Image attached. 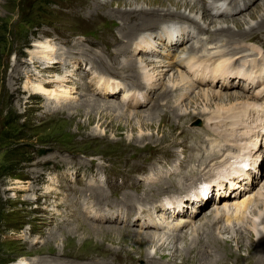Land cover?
Masks as SVG:
<instances>
[{
    "label": "rangeland",
    "instance_id": "rangeland-1",
    "mask_svg": "<svg viewBox=\"0 0 264 264\" xmlns=\"http://www.w3.org/2000/svg\"><path fill=\"white\" fill-rule=\"evenodd\" d=\"M172 1L166 0L165 5H150L143 0H0V264H23L25 260L30 264H55L56 260L52 259L59 252L60 259L68 260L66 264L92 262L83 259L88 250L83 243L87 231L84 226L79 229V225L87 221L93 225L131 229L134 233L155 230L164 233L170 229L145 223H154L161 217L171 218L174 222L191 216L194 221L180 229L183 237L179 238L178 244L182 249L194 245V239L188 244L184 239L193 229H198L195 237H202L203 229L200 228L210 230L202 222L208 221L212 211L223 202L216 196V178L209 177L227 163L221 161L212 168L207 167L221 158L206 156L218 148L217 143L237 145L234 130H252L248 138L239 141L246 143L241 144L242 147L254 143L257 133L263 131L264 105L234 82L225 89L201 85L182 71L180 62L185 60L180 57L185 52L184 47L196 41L187 26L196 29L211 26L212 30L207 29L196 37L202 40L199 46L205 45L212 55L228 52L226 61L232 59V63L237 62L235 64H248L249 61V64H261L259 68L262 69L264 31L255 28L249 33L250 26L264 17V0H238L240 4L236 10L228 1L223 2L229 5V12L215 16L212 21L214 14L210 0H193V3L198 2L193 13L183 5L186 0ZM174 1L180 4L176 5ZM211 1L215 5L221 0ZM130 4L159 10L169 8L175 12L178 9L192 14L195 19L199 15L201 18L189 20L178 14H158L155 16L158 23L152 26L149 15L121 13L119 9L129 8ZM215 25H229L230 32L237 34L238 28H242L245 35L241 40V37H234L239 39L237 43L234 39L228 43L230 34L216 32ZM182 34L185 37L177 42L178 35ZM42 44L51 45L55 55L60 53L64 57L56 59L61 63L56 62L39 72L41 67L34 59L41 55ZM241 46L245 50L240 53L231 50ZM24 61H29L31 66ZM131 63L138 67V77L127 78L124 71L119 70ZM169 63L175 64L170 68ZM25 67L29 73L21 77ZM253 68L258 73L257 67ZM52 74L65 75L69 79L64 84H54L58 85L55 87L60 93L69 88V96L62 100L63 105L33 90L38 79L49 80L53 78ZM181 75L183 81L179 78ZM261 76L264 79V75ZM187 81L194 87L185 93V85L190 84ZM145 85H150L153 90ZM257 87L259 85L251 88L252 92ZM125 97L128 100H123ZM90 99L112 102L115 108H92L87 105ZM249 108L258 112L250 113ZM216 116L218 121L214 119ZM198 119L199 123H195ZM234 119L237 123L247 121L248 129L239 126ZM177 120L179 124L175 125ZM237 147L243 150L239 145ZM245 154L237 159L238 169L243 168L240 160L252 164L248 153ZM263 155L258 157L260 172L254 171L258 177L253 180L252 191L257 195L260 189L264 190ZM204 169L208 171L203 172ZM224 177L227 176L221 174L219 182ZM184 180L186 186H181L180 182ZM194 181L198 183L194 185ZM160 182L168 183L170 188L158 190ZM201 189H210L214 196L197 195L191 203L190 194ZM170 198L178 200L173 212L167 210V206L166 209L159 207ZM263 205L264 199L259 198L255 206L249 208L243 235L246 236L251 227L250 217L264 211ZM180 207L181 211L178 210ZM125 213H129L127 222L131 224L122 222ZM100 217L103 219L98 220ZM259 228L264 231V225ZM228 230L214 229L222 238L228 239L227 243L223 242L226 247L219 249L215 245V253L226 252L223 253L225 264H239L240 260L232 255L236 253L241 255V264H245L242 260L246 258V247L235 240L236 232L232 228ZM94 233L103 235V231ZM255 233L257 237L260 234ZM113 234L114 239L95 237V243L97 240L99 243L91 247L99 246L97 252L104 255L111 252L109 256H98L91 264L102 263L107 259L105 257L112 258V255L117 257L113 264H148L146 254L152 249L153 241H143V245H139L134 243L132 236L122 242L117 237L121 232ZM171 241L176 240L167 239L164 248L153 250V254L158 255L157 261L171 263V251L174 250ZM246 242L250 244V241L242 243ZM64 243L71 244L65 248ZM192 250L187 249L186 257L176 253L174 261L183 264L194 260L188 264H208L199 263ZM67 255L83 257L73 259Z\"/></svg>",
    "mask_w": 264,
    "mask_h": 264
},
{
    "label": "bare ground",
    "instance_id": "bare-ground-1",
    "mask_svg": "<svg viewBox=\"0 0 264 264\" xmlns=\"http://www.w3.org/2000/svg\"><path fill=\"white\" fill-rule=\"evenodd\" d=\"M144 2H147V3H149L150 5H155V4H160V5H165L164 3H166V0H143ZM186 1H188V0H186ZM185 1V3L183 4L186 8H190V13H193L194 12V10L196 9V7L198 6V2L197 1H194V3H193V0H190V2H186ZM221 1H223V2H225L226 3V1H228V3L232 6V5H234V7H236L235 8V10L237 9V6H239V4H240V1H238V0H221ZM221 1H219L220 2V5L221 6H223L222 4H221ZM171 2H173L172 0H171ZM174 2H177V1H174ZM210 2L211 3H213L214 1H211L210 0ZM238 2V3H237ZM180 3H178L177 2V4L176 5H179ZM245 4V3H244ZM215 5H218V4H215ZM121 6V5H120ZM245 6V5H244ZM166 7V6H165ZM216 7H218V6H216ZM233 7V8H234ZM162 8V7H161ZM179 8V7H178ZM213 8V7H212ZM220 9V8H219ZM120 11H121V13H124V14H128V15H131V14H135V13H144V14H146V15H149L150 17H149V19H150V24L153 26V25H156L157 23H158V19H156L155 18V16L156 15H158V14H178V15H181V16H183V17H185V18H187V19H189V20H200V15L199 16H197L196 17V19H195V16H193L192 14H186V13H183L182 11H178V9L176 10V12L175 11H173L172 9H169V8H167V9H162V10H159V9H157V8H145L144 6H141L140 4H138V5H136V6H133L132 4H130V7L129 8H121V9H119ZM204 13V12H203ZM211 13H213L214 15H213V17L211 18V21L214 19V17L215 16H220V15H222L223 13H217V11L215 12V9L213 8L212 10H211ZM225 13V12H224ZM212 15V14H211ZM208 17V16H207ZM214 22H216V21H214ZM199 23H200V21H199ZM217 24V23H216ZM262 24H264V17L260 20V22L259 23H256V25H251L250 26V33L249 34H251L252 32H253V30L255 29V28H258V30L260 29V31H264V26H262ZM187 28H189V30H191L192 32V34H194V36L193 37H195L196 38V41H193V43H191V45L189 46V47H184V51L185 52H183V54L181 55V57H180V59L181 60H186V59H189V58H193L194 60H196V61H201V62H203V61H207V60H210V61H219L220 63L223 61H225L226 59H224V58H226V57H228L229 56V54H228V52H225V53H221V54H219V55H212L210 52H207L206 51V47H205V45H201V46H199V43H201L202 42V40H198L199 39V37H196V36H200L202 33H205L204 31L205 30H207V29H211L212 30V28H211V26L210 25H205V26H202V28H200V29H196V28H191V27H189V26H187ZM216 32H218V31H224L225 32V34L227 33V35L228 34H230V36L228 35V37H229V40L227 39V37H224V38H226L227 39V41H228V43L229 42H231V39L233 40L234 39V41L236 42H238V38H234V37H241V36H244L245 35V32H243V31H245V30H241L242 28H238V29H240V31L238 32V34L237 33H234V32H230L231 30H232V28L228 25V26H224V25H215V27L213 28ZM231 29V30H230ZM257 30V31H258ZM220 33H223V32H220ZM254 34V33H253ZM251 36V35H250ZM185 37V34H182L180 37H179V35H178V40H177V42H179V41H181L182 40V38H184ZM211 37L212 36H210L209 38L211 39ZM254 37H255V34H254ZM253 37V38H254ZM247 38H248V36H247ZM246 38V39H247ZM170 39V38H169ZM168 39V40H169ZM208 39V38H207ZM238 39V40H237ZM242 39V37L240 38V40ZM130 42H133L134 41V38L133 39H130L129 40ZM169 42H170V40H169ZM236 42V43H237ZM159 44H161L160 42H158ZM171 43H172V41H171ZM42 49L43 50H41V55L40 56H37L35 59H34V62L35 63H37V66L38 67H41V69H39V72H41V70H45V69H47V68H50V67H52V64H54V63H56V62H60V61H57L56 59L58 58V59H62L63 57H64V55L63 54H60V53H58V56L57 55H55V50H54V47H52L51 45L49 46V45H47V44H42ZM263 49H264V47H263ZM231 50H234L235 52H237V51H239L238 53H240V52H242L243 50H245L244 49V47H234V48H231ZM123 51H125V48H123ZM39 57H41V58H44V60H41ZM246 58V57H245ZM25 62V64L28 66V65H30L31 66V63L29 62V61H24ZM29 62V63H28ZM33 62V63H34ZM185 61H183V62H180L181 64V68L183 67V63H184ZM254 62V61H253ZM61 63V62H60ZM234 63H236V61L234 62L233 61V63H232V70L230 69V71H234V73H236L237 72V69H234ZM172 64H175V63H169L168 65L170 66V68H172ZM225 65L226 64H224V66H223V74H224V68H225ZM249 65V64H248ZM57 66H60V65H57ZM113 66V65H112ZM147 66V65H146ZM140 67V66H139ZM142 68V67H141ZM147 68V67H146ZM31 69V68H30ZM35 69V68H34ZM234 69V70H233ZM119 70H121V71H124V72H122V73H125L126 74V76H127V78H129V77H138V74H139V71H138V67L137 66H135L133 63H131V64H128V65H123ZM255 70V69H254ZM182 71H184L183 70V68H182ZM260 71H262V75H264V68H262V69H260ZM37 72V71H36ZM185 72V71H184ZM28 73H29V71L28 70H26V67H25V70H24V72L20 75L21 77H23V76H25L26 77V75H28ZM186 73V72H185ZM258 73H259V71H258ZM143 74L144 75H147L146 74V72H143ZM187 74V73H186ZM40 74L37 72V76H39ZM53 75V78H50L49 80H47L48 78H42V79H40V81H39V79H38V81L37 82H35V84L33 85V90L35 91V93H37V94H41V95H46V98H48V100L49 99H51L50 97H52L53 99H55V100H57V104H59L58 102H60V105H63V104H65V103H63L64 101H62V100H65V98H67V96H69V93H68V91H69V88L67 89V91H64L63 90V92L62 93H60L59 92V90H58V88L57 87H55V86H58V85H54L55 83H60V84H64L65 82H67V81H69V79H67L66 77H65V75H54V74H52ZM188 75V74H187ZM254 75V74H253ZM159 76V75H158ZM185 76V75H184ZM255 76V75H254ZM39 78V77H38ZM179 78H181V81H183V76L181 75V76H179ZM35 80H37V79H35ZM158 80V79H157ZM236 80H238V81H236ZM239 80L240 79H235V78H230V80H229V84L228 85H222V87H223V89H225V88H227V86H232V83L234 82L235 84H237V87H240L241 89H244L243 88V85L241 86V83L239 82ZM181 81H179V82H181ZM260 86H259V88H261V87H264V79L262 78V76L260 75ZM49 82H52L51 84H49ZM186 81H184V83H185ZM188 82H190V81H187V83ZM193 82H195L196 83V81H194L193 80ZM34 83V82H33ZM183 83V82H182ZM181 83V84H182ZM186 83V84H187ZM253 84H254V82H252ZM52 85V86H51ZM201 85H204V84H201ZM32 86V85H31ZM145 86H147V88L148 89H151V91L153 90L152 89V87L149 85H145ZM144 86V87H145ZM185 87H186V92L185 93H187V90L189 91V90H193V87H194V85L193 84H191V82H190V84L188 85V86H186L185 85ZM234 87V86H233ZM251 87V86H250ZM250 87H248V88H245L244 90H249L250 89ZM171 88H174V86H171ZM222 89V90H223ZM100 90H102V89H100ZM110 91V90H109ZM167 91L168 90H166L165 92H164V94L165 93H167ZM171 91H173V90H171ZM182 91V90H181ZM185 91V90H184ZM183 91V92H184ZM170 92V91H169ZM205 92V91H204ZM217 92H218V90H217ZM222 93V92H221ZM161 94V93H160ZM214 94H215V92H214ZM61 95V97H59ZM162 95V94H161ZM181 95V94H180ZM205 95V94H204ZM217 95V94H216ZM221 95V94H220ZM252 96L254 95V97H256L255 96V94L254 93H252L251 94ZM163 96V95H162ZM199 96H200V94H199ZM202 96V95H201ZM218 96V95H217ZM180 97H182V96H180ZM179 97V98H180ZM203 97V96H202ZM205 97V96H204ZM207 98L209 97L208 95L206 96ZM206 98V99H207ZM127 99V97H125L123 100H126ZM256 99H258V97H256ZM128 100V99H127ZM259 100V99H258ZM88 101V104L87 105H89L90 107H92V108H110V109H114L115 108V104L113 105V103L112 102H104V103H102L103 101H100V100H87ZM249 101V100H248ZM260 101V103H262L263 105H264V102H262L261 100H259ZM170 103V102H169ZM140 104V103H139ZM136 105H138V104H136ZM251 106V105H250ZM252 107V106H251ZM254 107V106H253ZM117 109H119V108H117ZM254 109H255V107H254ZM254 109H250L249 108V110H250V113L253 111V113L255 112V111H257V110H254ZM237 110V109H236ZM122 111V110H121ZM125 111V110H124ZM244 111H245V109H244ZM247 111V110H246ZM262 111H264V108H263V110ZM127 112V111H126ZM154 112V111H153ZM241 112V111H240ZM240 112H238V113H240ZM258 112V111H257ZM152 113V112H151ZM236 113V112H235ZM123 114H124V112H123ZM131 114H132V112H131ZM233 114V113H232ZM219 115V114H218ZM241 115V114H240ZM243 115V114H242ZM229 116V115H228ZM235 116V115H234ZM169 117V116H168ZM232 117V116H231ZM236 117H237V115H236ZM243 117V116H242ZM244 117H246V116H244ZM209 118V117H208ZM238 118V117H237ZM241 117H239V119H240ZM215 120H217V116H216V118H214ZM245 119V118H244ZM248 119V118H247ZM251 119V118H250ZM241 120V119H240ZM243 120V119H242ZM246 120V119H245ZM218 121V120H217ZM234 121H235V119H234ZM226 122V121H225ZM225 122L224 123H222V124H225ZM233 122V121H232ZM245 122H247V121H245ZM245 122H243V121H238V123L235 121V123H237L239 126H242L243 128H245V129H248V125H246V124H249V123H245ZM259 122H260V120H259ZM263 122H264V119H263ZM218 123V122H217ZM220 123H221V121H220ZM177 124H179V120H177L176 121V124L175 125H177ZM222 124H220V125H222ZM213 125V124H212ZM220 125H218V126H220ZM230 125H231V123H230ZM223 126H225V125H223ZM232 126V125H231ZM247 126V127H246ZM241 127V128H242ZM236 128V127H235ZM222 129H223V127H222ZM252 129V128H251ZM263 129H264V127H263ZM224 130V129H223ZM214 131H215V129H214ZM222 132V131H221ZM252 132V130H248V131H245V132H240L239 130H234L233 131V134H235V141H238V144L236 145V144H232V145H230L228 142H224V144H221L220 145V143H217L218 145V148L217 149H214L213 150V153H211V155H207L206 157H210V159L211 158H213L214 159V157L216 158V159H219V158H221V160H217L216 162H214V163H212V164H210V165H208L207 167H210L211 166V168L214 166V165H216V164H218L219 162H221V161H223V162H225V163H227V165H225L224 166V168L223 169H220L218 172H216L213 176H211V177H209V179L211 178L212 180H213V178L215 179L216 178V180H215V182L216 183H214V186H216L215 188H217L218 190H219V192L216 190V196L218 197L219 196V198H220V200H222V202H223V204H220V206H218V208L216 207L213 211H212V213H211V215H210V217L209 218H207L208 219V221L206 220L205 221V223L204 222H202L201 224L204 226V224L206 225L207 224V226L209 227V231H205V229H204V227L203 228H200V230L201 229H203V233H202V237L204 238H202V237H195V235H196V232L198 231V229H193L190 233H189V236L188 235H185V237H184V239L186 238V243L188 244V242L191 240V239H194L193 241H194V245H192V246H188V245H186L185 247H187V248H184L183 247V249H182V246H180L179 244H178V240H179V238H182L183 236L180 234V229H182V228H184V226H186V224L188 223V222H191L192 223V221H194L192 218H191V216L189 217L188 216V218L186 217L185 219H177V220H174V222L173 221H171V220H173V219H169V218H165V217H161V218H157V221L156 222H154V223H152L151 221H149L148 223H145L146 225H148V226H154V227H162V228H169L170 229V231H167V232H164V233H162V232H155V231H148V232H138V233H134V232H132L131 231V229H125V228H122V227H117V226H99V225H93V223H88V221L87 222H85V223H82V224H80L79 226V229L82 227V226H84L83 227V229H86V230H84V231H87V232H85L86 233V235H85V239H84V241H83V243H84V245L86 246V248H85V250L86 249H88V250H86L87 251V255H83V256H75V255H73V256H71V255H67V256H69V257H71V258H73V259H75V258H79V257H83V259L85 258H87V259H89V260H93L94 262L96 261V259L98 258V256H109V253L111 252H109L108 253V255L107 254H105L104 255V253L103 252H101V253H103V254H101L100 252H97V250H96V247H99V246H95V248H93V247H91V246H94L93 244H98L99 243V241L97 240V243H95V237H98V238H105L106 236L108 237V239L109 238H111V239H114L115 237V235L113 234V233H118V232H121L122 234L121 235H119V236H117L118 238H121L122 239V242H123V240H128V238L129 237H131V238H133V240L135 241L134 243H136V244H141V245H143L142 244V242L143 241H147V240H149V241H153L152 242V249L150 250V249H147V250H150L149 252H147V254H146V259H147V261H148V264H151V263H158V264H177V263H180V262H177V261H174V259H175V257L176 256H174V255H177L176 253H180L182 256H185L186 255V252H187V249L188 248H190V249H194V250H192V252L193 253H195V255H196V260L200 263L201 261H203L204 263H208V264H225V261H224V257H223V253H226V252H223L222 250H220L221 252H217L218 254H216L215 252L217 251V248H216V246L215 245H218L219 246V249H220V247H224L225 245H223V242L224 243H227L228 242V239H226V238H222V236H220V234L219 233H217L216 231H214V229H217V228H223V229H225V230H228L229 228L231 229L232 228V231H234V232H236L235 234H234V238H235V240H237V242H238V244H240V246H242V245H244L245 247H246V254H245V260H242V261H245L244 263L245 264H264V231H262V229H260L259 228V226H262V225H264V211L263 210H261V211H258L257 213H255L252 217H250L251 218V227H249V231H248V233H247V235L245 236V235H243V232H244V221L246 220V218H248L249 219V215L250 214H248V213H250L249 212V208L252 206V205H254L255 206V204H256V202H257V199H259V198H263L264 199V190L263 191H261V189H260V191H258V195H257V193H256V191H252V185L254 184V181L253 180H255V178L258 176V174L257 173H255L256 171H259L260 172V170L258 169V157H260L261 155H263L264 154V149H263V141H262V132H258L257 133V135H256V137H255V140L257 141H255L254 143H251L250 144V146L248 147V146H245V147H242L241 146V144L239 143V141H241V140H243V139H246V138H248V135L250 134ZM215 133L216 134H218L217 133V131H215ZM220 134V133H219ZM222 134V133H221ZM220 136V135H219ZM222 136V135H221ZM227 138V137H226ZM218 140V139H217ZM230 140H232V139H230ZM215 142H216V140H214ZM221 142V141H220ZM230 142V141H229ZM223 143V142H222ZM213 145H216V144H213ZM240 146V147H242V149L243 150H241V151H239V148L237 147V146ZM216 147V146H215ZM168 153H170V152H168ZM245 153H248L247 155L250 157V160H252V164L251 165H249L248 164V161L247 160H240V165H241V167H243V168H240V169H238L237 167H236V165H238V158H240V157H242V156H244V155H246ZM166 154V153H165ZM254 154H256V155H254ZM168 155V154H167ZM196 156V155H195ZM264 156V155H263ZM245 158V157H244ZM205 161V160H204ZM202 162V161H201ZM211 162V161H210ZM205 163V162H204ZM199 164V163H198ZM206 164V163H205ZM236 164V165H235ZM203 166V164H200V166ZM249 165V166H248ZM195 167V166H194ZM252 167V168H251ZM201 168V167H200ZM203 168V167H202ZM211 168H209V169H211ZM253 168L255 169L254 171H253ZM208 170L207 169H204V171L203 172H207ZM258 172V173H259ZM195 173V172H194ZM221 174H223V176H227L226 177V179H225V177H224V180H222V181H220L219 182V180H218V177L221 175ZM243 174H247L248 176H250V178H251V183H248V182H246V181H243L244 180V177H242L241 175H243ZM202 175H204V173L202 174ZM185 176H186V174H185ZM40 179V178H39ZM188 180V179H187ZM203 180V179H202ZM205 180V179H204ZM228 182H229V185H228ZM175 183V182H174ZM178 183V182H177ZM198 182L197 181H194L193 182V184L195 185V184H197ZM180 184H181V186H186L185 185V180L183 181V182H180ZM151 185V184H150ZM157 185V184H156ZM165 185H167V186H165ZM230 185H237V189H238V187L239 188H242V190L243 191H240V189H238L240 192H238V193H235V194H232L234 191H235V189H231L230 188ZM248 187H247V186ZM244 186H246V187H244ZM220 187H223V191H220ZM236 186H234L233 188H235ZM263 187V186H262ZM261 187V188H262ZM96 188H98V187H96ZM151 188V187H150ZM157 188H158V190L159 189H165V190H168V188H170V186L168 185V183H164V182H160L158 185H157ZM90 189L92 190V187H90ZM187 189V188H186ZM224 189H225V191H224ZM98 190H99V193H103V191H102V189H100V188H98ZM171 190V189H170ZM221 190H222V188H221ZM93 191V190H92ZM96 191H97V189H96ZM145 191V190H144ZM149 191V190H148ZM161 191V190H160ZM153 193V192H152ZM98 194V193H97ZM104 194V193H103ZM102 194V195H103ZM163 194V193H162ZM204 194V195H203ZM212 194H213V196H214V193H211L210 192V189L208 190V189H201L200 191H198V192H194V193H192V194H190V198H189V201L191 202H195V200L193 199V197L195 196H197V195H201L203 198H206L207 196H209V197H212ZM102 195H101V197H102ZM245 195H247V197L248 198H243V196H245ZM251 195H253V200L251 201L250 200V197H251ZM149 196V195H148ZM225 196H227V198L225 197ZM152 197H154L153 195H152ZM128 198H129V196H128ZM202 198V199H203ZM136 199V198H135ZM131 200V199H130ZM219 200V199H218ZM198 201H200V200H198ZM208 201V200H207ZM255 201V202H254ZM191 202V203H192ZM252 202H254L255 204H253ZM109 203V202H108ZM178 203V200H177V198H170L169 200H167V202L165 203V204H163V203H161V205H159V207L160 208H165L166 209V206H167V210H171V212H173L174 211V209L175 208H177V207H175V205ZM251 203V204H250ZM182 204H184V205H186L187 203H185V202H182ZM250 204V205H249ZM179 205V204H178ZM188 205V204H187ZM186 205V206H187ZM203 205L204 204H202V207H203ZM207 205V204H206ZM202 207H200V208H198V211L202 208ZM253 207V206H252ZM105 208V207H104ZM262 208H264V205H263V207ZM106 209V208H105ZM107 210V209H106ZM179 211H181V207L178 209ZM263 215V217H262V219H260V217ZM130 217V215H129V213H125L124 215H123V220H122V222L124 221L125 222V224H129L130 222H127V219ZM139 218H141L140 216H139ZM100 219H103L102 217H100V218H98V220H100ZM113 219V218H112ZM204 219V218H203ZM220 219V220H219ZM95 220H97V219H95ZM203 221V220H202ZM90 222V221H89ZM132 223H136V221H131ZM174 224H173V223ZM143 223V222H142ZM88 224H90V225H88ZM131 224V223H130ZM130 226V225H129ZM147 226V227H148ZM247 226V225H246ZM131 227V226H130ZM141 227V226H140ZM200 227V226H199ZM247 227V228H248ZM127 228H129V227H127ZM149 228V227H148ZM246 228V227H245ZM150 230H154V229H152V228H149ZM207 230V229H206ZM95 231H103V235L101 234V235H99L100 233H98V235H95ZM136 231V230H135ZM229 231V230H228ZM255 231H258L260 234H259V236L257 237V235H256V233H255ZM221 232V231H220ZM71 233V232H70ZM109 234L111 235V236H109ZM68 235V234H67ZM114 235V236H113ZM134 236H135V238H134ZM70 238H72V236L70 237ZM69 238V240H73V239H70ZM104 238L102 239V240H104ZM130 238V239H131ZM170 238H172L173 240L175 239L176 241H171V242H169V243H172V249H174L173 251H171V253H172V256H173V259L170 261L171 263H168V261L166 262V261H161V260H159V261H157V254L155 253V254H153V250L155 249V248H157V250L158 249H162V248H164V246L166 245V242H167V239H170ZM208 239V240H207ZM100 240V239H99ZM120 241V240H119ZM243 241H250V244H248L247 242L246 243H242ZM45 242V241H44ZM87 242H90V243H87ZM82 243V244H83ZM71 243H68V244H65L64 243V246H65V248H66V246H69ZM123 244V243H122ZM102 245V244H101ZM104 245V244H103ZM87 246H89V247H87ZM101 247V246H100ZM149 247V246H148ZM226 247V246H225ZM211 248H213V249H211ZM117 250V249H116ZM123 250V249H122ZM118 251V250H117ZM146 251V250H145ZM59 252V251H58ZM119 252V251H118ZM159 253V252H158ZM215 253V254H214ZM124 254V253H123ZM213 254H214V256H213ZM54 255H57V256H55V257H53V261H55L56 260V262H54L55 264H66L65 263V261L67 260V259H65V260H63V259H60V257H61V255H60V252L59 253H55ZM115 255V254H114ZM169 255V254H168ZM194 255V256H195ZM209 255H211L210 257H209ZM232 255L234 256V257H236L238 260H240V263L239 264H241V259H240V256H238V254H234V253H232ZM111 256V255H110ZM171 256V255H170ZM229 256H231L230 254H229ZM112 258H110V257H105V258H107V259H104V258H102V259H104L103 260V262L101 263V262H97V263H94V264H106V263H108V264H113L112 262H115L117 259V257L115 258V257H113V255L111 256ZM132 257V256H131ZM186 257V256H185ZM215 257V258H214ZM123 258V257H122ZM159 258V257H158ZM177 258V257H176ZM95 259V260H94ZM116 259V260H115ZM167 259V258H166ZM165 259V260H166ZM187 259V258H186ZM231 259V258H230ZM51 260V261H52ZM68 261V260H67ZM74 262H76L77 263V261L76 260H73ZM92 261V262H93ZM124 261V260H123ZM126 261V260H125ZM194 261V260H193ZM192 261V262H193ZM92 262H89V263H82V264H91ZM117 262V261H116ZM188 262H190V261H187V262H185V263H183V264H188ZM192 262H190V263H192ZM23 264H30V262L28 263V262H26V260L24 261V262H22ZM124 263V262H123ZM197 264V263H196Z\"/></svg>",
    "mask_w": 264,
    "mask_h": 264
}]
</instances>
